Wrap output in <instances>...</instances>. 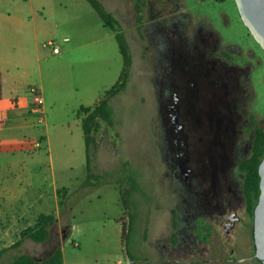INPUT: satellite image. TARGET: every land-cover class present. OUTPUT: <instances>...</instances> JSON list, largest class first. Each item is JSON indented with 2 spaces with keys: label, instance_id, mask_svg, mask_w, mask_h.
<instances>
[{
  "label": "rangeland",
  "instance_id": "rangeland-1",
  "mask_svg": "<svg viewBox=\"0 0 264 264\" xmlns=\"http://www.w3.org/2000/svg\"><path fill=\"white\" fill-rule=\"evenodd\" d=\"M60 1L63 5L49 17L51 30L44 41L57 43L60 54L52 55L49 48L40 46L36 59L31 58L34 71L29 84L40 89L45 113L39 126L47 134L39 148L33 147L36 139H30L27 148L42 152L47 178L40 190L34 188L25 195L31 201L41 194L43 203L29 207L23 230L33 228L40 214L58 211L57 220L48 228L50 247L42 246L39 253L28 238H23L27 244L16 250L12 259L24 254L48 258L52 243L58 245L65 238L61 244L63 264H158L147 261L159 256L151 245L161 234H168L169 209L182 197L171 170L173 153L166 125L170 116L158 107L152 85L156 77L148 57L152 47L149 44L146 49L140 36L134 0H98L117 20L115 31L103 25L86 0ZM182 2L193 18L202 17L211 24L223 44L238 45L245 59H249V51L259 56L251 63L255 75L264 79V52L256 46L231 0L223 5L210 0ZM151 15L143 8L142 22ZM55 23L60 27L54 28ZM114 34L125 39L131 64L125 89L109 101L112 126L100 121L95 143L89 147V176L77 118L84 116L80 106L93 108L118 79L122 58ZM64 38L67 42H62ZM256 92L264 99V84H256ZM28 120L36 121V117L31 115ZM185 131L191 134L187 126ZM10 211L13 209L6 208L7 215ZM67 224L72 227L68 237ZM164 258L170 264H191L194 260L191 255Z\"/></svg>",
  "mask_w": 264,
  "mask_h": 264
},
{
  "label": "flooded vegetation",
  "instance_id": "flooded-vegetation-1",
  "mask_svg": "<svg viewBox=\"0 0 264 264\" xmlns=\"http://www.w3.org/2000/svg\"><path fill=\"white\" fill-rule=\"evenodd\" d=\"M144 12L152 15L142 22L140 36L146 49L152 47V85L158 107L170 116L171 170L182 197L169 209L168 234L151 245L158 258L147 261L170 264L165 256L191 255V264H262L253 212L264 151L256 166L246 164L256 132H264V99L256 92L264 79L251 63L259 56L249 51L245 59L238 45L223 44L211 24L193 18L182 0H144ZM220 16L228 23L224 13Z\"/></svg>",
  "mask_w": 264,
  "mask_h": 264
},
{
  "label": "crops",
  "instance_id": "crops-1",
  "mask_svg": "<svg viewBox=\"0 0 264 264\" xmlns=\"http://www.w3.org/2000/svg\"><path fill=\"white\" fill-rule=\"evenodd\" d=\"M62 5L60 0H37V4L33 0H0V264H11L13 253L27 244L23 239L18 247L13 246L20 239L29 207L43 203L41 194L31 201L25 197L34 188L40 190L47 178L42 165L45 158L42 152L27 148L30 139H36L34 148L35 143H39L40 147L47 134L36 121L28 120L33 115L29 95V88L32 87L29 80L34 71L31 58L36 59L38 47L44 46L45 37L51 30L49 17L52 14L55 16L58 11L56 8ZM38 9L41 11L39 14ZM84 13L90 14L86 10ZM68 24L71 25V21ZM53 27L58 28L60 24L55 23ZM80 119L77 118L79 123ZM14 141L16 144L13 145L6 143ZM54 200L58 207L56 196ZM6 208L13 209L10 215L6 214ZM57 214L58 211L53 215L55 220ZM67 226L68 237L72 227L69 224ZM64 239L58 245L52 243L54 247L48 258L57 249L62 255L61 244ZM30 241L39 253L42 246H51L47 241ZM31 257L37 262L48 259Z\"/></svg>",
  "mask_w": 264,
  "mask_h": 264
},
{
  "label": "trees",
  "instance_id": "trees-1",
  "mask_svg": "<svg viewBox=\"0 0 264 264\" xmlns=\"http://www.w3.org/2000/svg\"><path fill=\"white\" fill-rule=\"evenodd\" d=\"M92 9L97 13L99 18L105 27L111 31H115V26H118L117 20L111 15L105 12L101 3L98 0H86ZM144 8V0H134L133 9L135 13V22L138 27L142 24V12ZM116 42L118 44L119 52L122 58V69L118 76L117 81L107 90L101 100L93 107H80V110L84 113V116L80 119V126L83 134V140L85 145V157H86V170L89 176H91L90 161L88 157L89 147L95 143V134L99 130L100 121L104 122L108 126H112V111L109 105V101L118 93L123 91L126 87L128 70L131 64V58L128 46L125 39L118 34H114ZM264 151V132L258 130L256 132L255 147L250 160L247 161V165L256 166L259 157ZM135 185V180L132 177V186ZM58 193V192H57ZM55 217L53 215L40 214L37 217V222L33 228H27L21 231L20 239L16 241L13 246L18 247L21 244L23 238H28L34 242H44L49 237V227L54 223ZM132 217L129 220L131 222ZM1 255V254H0ZM128 257H130L128 255ZM62 255L61 251L57 249L52 256L48 259L37 262L29 255H20L14 258L11 264H61Z\"/></svg>",
  "mask_w": 264,
  "mask_h": 264
},
{
  "label": "water",
  "instance_id": "water-1",
  "mask_svg": "<svg viewBox=\"0 0 264 264\" xmlns=\"http://www.w3.org/2000/svg\"><path fill=\"white\" fill-rule=\"evenodd\" d=\"M234 2L241 22L255 42L264 50V0H234ZM172 116L175 118L174 114ZM177 127L180 129V126ZM181 143L184 145L183 141ZM181 156H184L183 150ZM259 174L261 176L260 195L253 212V239L256 253L264 264V160L259 163Z\"/></svg>",
  "mask_w": 264,
  "mask_h": 264
},
{
  "label": "built area",
  "instance_id": "built-area-1",
  "mask_svg": "<svg viewBox=\"0 0 264 264\" xmlns=\"http://www.w3.org/2000/svg\"><path fill=\"white\" fill-rule=\"evenodd\" d=\"M62 42H67V39L64 38ZM44 47H47L50 49V52L52 55H58L60 54L61 48L60 46L53 42L48 41L46 44H44ZM29 93L31 94V110L33 115L36 117V123L41 124L44 121V110H43V99L41 96L40 89L36 87H30ZM35 148L39 147V143H35ZM112 264H121V261H117Z\"/></svg>",
  "mask_w": 264,
  "mask_h": 264
}]
</instances>
